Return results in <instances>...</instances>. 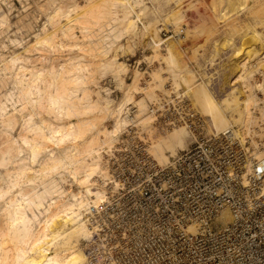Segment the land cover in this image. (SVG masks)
Instances as JSON below:
<instances>
[{
    "label": "rangeland",
    "instance_id": "1",
    "mask_svg": "<svg viewBox=\"0 0 264 264\" xmlns=\"http://www.w3.org/2000/svg\"><path fill=\"white\" fill-rule=\"evenodd\" d=\"M261 69L264 0H0V264H85L80 212L104 197L103 151L144 139L166 163L197 136L188 111L219 131L204 98L264 156Z\"/></svg>",
    "mask_w": 264,
    "mask_h": 264
},
{
    "label": "built area",
    "instance_id": "2",
    "mask_svg": "<svg viewBox=\"0 0 264 264\" xmlns=\"http://www.w3.org/2000/svg\"><path fill=\"white\" fill-rule=\"evenodd\" d=\"M255 77L264 89V69ZM185 117L197 136L164 164L144 139L103 151L108 177L96 184L104 197L81 214L85 264H264V157L249 145L255 132L240 136L231 124L203 133V117ZM224 209L231 220L220 225Z\"/></svg>",
    "mask_w": 264,
    "mask_h": 264
},
{
    "label": "bare ground",
    "instance_id": "3",
    "mask_svg": "<svg viewBox=\"0 0 264 264\" xmlns=\"http://www.w3.org/2000/svg\"><path fill=\"white\" fill-rule=\"evenodd\" d=\"M252 36V35H251ZM250 37V36H249ZM248 37V38H249ZM253 37H254V34H253ZM256 37V36H255ZM246 38V37H245ZM244 38V39H245ZM248 38H246V39H248ZM250 38H252V37H250ZM244 40V43L247 41V40ZM254 39V38H253ZM249 40V39H248ZM251 41H253L252 39H250V42ZM254 41H255V39H254ZM249 41L247 42L248 43V45H250L249 43H250ZM243 43V42H242ZM243 43V44H244ZM246 43V44H247ZM252 43L253 42H251V45H252ZM255 44H256V42H254ZM253 43V44H254ZM248 45H247V47H248ZM246 47V46H245ZM247 51V50H246ZM240 56H241V54H240ZM239 58V57H238ZM236 60H237V58H236ZM239 60V59H238ZM234 62V61H233ZM238 62V61H237ZM237 64V63H236ZM40 74V73H39ZM38 76L39 75H37L36 77L38 78ZM62 94V93H61ZM54 96H55V94H53ZM208 95V94H207ZM207 95L206 96H204V97H207ZM54 96H50L51 98L52 97H54ZM57 96V95H56ZM58 97V96H57ZM60 98H62L61 96H59ZM59 98V99H60ZM58 99V98H57ZM56 101V99L55 98H53V102L54 103H56L55 101ZM204 100H206V104H205V106L206 107H204L206 110V113L209 115V116H211L212 117V122L215 124H213L214 125V128H216V126L217 127H220V128H216V129H218L219 131L220 130H222V128H223V125L225 126V124H226V118H225V116H224V114L222 113V111L220 110V108L218 107L219 105H217V103H216V101L213 99V98H211V97H207V98H204ZM65 101V100H64ZM68 101V100H67ZM123 123V122H122ZM125 123V122H124ZM127 124H128V122H127ZM117 126V125H116ZM222 126V127H221ZM227 126V125H226ZM115 130V129H114ZM224 130V129H223ZM56 131H58V130H56ZM53 132H55V130L53 131ZM112 132H113V130H112ZM56 133V135L57 136H59V134H57L58 132H55ZM61 133V132H60ZM65 133V135L64 136H67L66 134H69V132L67 131V132H64ZM64 133H61V134H64ZM237 134L238 135H240V136H242V134H240L238 131H237ZM54 135V134H53ZM172 136H174L175 138V140L177 141V143L179 144V145H181V143H182V140L180 139V138H178L179 136H180V133H173V135ZM264 136V135H263ZM54 137H56V136H54ZM61 137H63V135L61 136ZM172 140H166V141H160V142H158L157 144H156V148L153 150L154 152L157 150V149H159L158 150V155L162 158V160H166V157H165V155L163 154V147L165 148V149H167V148H172ZM153 146V145H152ZM254 155H255V153H254ZM261 157H264V156H255V158H261ZM96 161V160H95ZM90 167H92V166H89V168ZM93 168V167H92ZM91 170V169H90ZM89 172V171H88ZM90 173V172H89ZM91 174V173H90ZM90 176V175H89ZM90 179V178H89ZM86 181V180H85ZM91 190V189H90ZM89 188H87V190L86 191H88V193H89ZM94 192H96V190L94 191ZM91 193H92V191H91ZM91 193H89V195L91 194ZM92 194H94V193H92ZM99 194V193H98ZM98 194H97V196H98ZM100 195V194H99ZM102 196V195H101ZM100 196V197H101ZM100 197H94L95 199L96 198H100ZM103 197H101V199H102ZM75 201V200H74ZM81 201H82V199H81ZM96 201V200H95ZM99 201V199H97V202ZM78 202H80V201H78ZM93 202V201H92ZM81 203V202H80ZM96 203V202H95ZM66 204H68V203H66ZM77 204V203H76ZM80 205H82V203L80 204ZM79 205V207H81ZM83 206V205H82ZM71 207V206H70ZM70 207H68V208H70ZM84 208V207H83ZM64 209H66L65 207H64ZM67 210H70V209H67ZM18 212V211H17ZM65 212H69V211H65ZM73 212V211H72ZM75 213H77V212H75ZM75 213H72L71 215L73 216V214H75ZM80 213H82V212H80ZM70 215V216H71ZM76 216V215H75ZM224 218V220H225V223L226 224H228L229 222H230V220H231V218H230V215H229V212H228V210L227 209H224V210H222L221 211V213H220V216H219V218H218V220H220V218ZM67 218H69V216H67ZM70 219V218H69ZM77 220V219H76ZM75 220H73L72 222H74ZM226 224H224V225H226ZM81 225H82V223H81ZM84 225V224H83ZM85 226V225H84ZM77 228L76 229H79V230H83L84 231V229H82V228H80L79 226H76ZM43 235H45V234H43ZM58 236V235H57ZM46 237V236H45ZM38 239V238H37ZM38 243V242H37ZM36 245V244H35ZM39 247V249H40V246H38ZM42 247V246H41ZM43 249V251H47L46 250V248L45 247H43L42 248ZM48 253V252H47ZM46 253V254H47ZM41 255H42V253H41ZM64 255V254H63ZM80 255H81V258H82V254L80 253V254H73L72 252L70 253V254H68L67 256H63V257H60L58 254H55V253H53V254H47L46 255V257L44 258V259H42V258H40L39 260L38 259H36V258H29L28 259V257H26V259H25V261H24V263H22V264H76L78 261H79V259H80ZM24 257V256H23ZM22 257V258H23Z\"/></svg>",
    "mask_w": 264,
    "mask_h": 264
}]
</instances>
